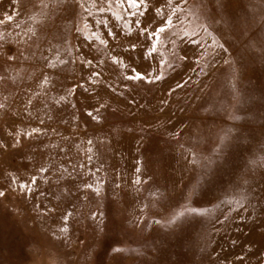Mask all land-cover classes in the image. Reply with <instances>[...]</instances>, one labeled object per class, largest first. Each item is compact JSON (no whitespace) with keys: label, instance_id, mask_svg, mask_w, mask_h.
<instances>
[{"label":"rangeland","instance_id":"obj_1","mask_svg":"<svg viewBox=\"0 0 264 264\" xmlns=\"http://www.w3.org/2000/svg\"><path fill=\"white\" fill-rule=\"evenodd\" d=\"M0 192V264H264V0H0Z\"/></svg>","mask_w":264,"mask_h":264},{"label":"snow or ice","instance_id":"obj_2","mask_svg":"<svg viewBox=\"0 0 264 264\" xmlns=\"http://www.w3.org/2000/svg\"><path fill=\"white\" fill-rule=\"evenodd\" d=\"M127 2L131 5V7H134L135 8V7H139L140 4L144 3V0H127ZM174 14H175V12H173V15ZM8 19L11 20L12 17L9 16ZM167 23H168L169 26H171V23H172L171 18L168 19V22ZM159 31L162 32V31H164V29L163 28H160ZM153 35H155V33H153ZM221 47H223V45H221ZM134 78H141L140 77V74L137 73L136 77H134ZM3 195H4V193L3 192H0V196H3ZM193 211H196V209H193ZM115 251L116 252H120L122 250L121 249H115Z\"/></svg>","mask_w":264,"mask_h":264}]
</instances>
